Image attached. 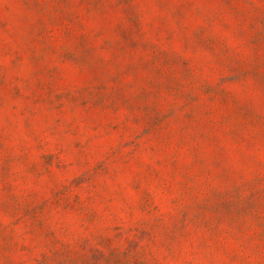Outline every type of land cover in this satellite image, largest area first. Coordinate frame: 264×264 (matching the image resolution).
Instances as JSON below:
<instances>
[{
	"label": "rangeland",
	"instance_id": "374dc122",
	"mask_svg": "<svg viewBox=\"0 0 264 264\" xmlns=\"http://www.w3.org/2000/svg\"><path fill=\"white\" fill-rule=\"evenodd\" d=\"M0 264H264V0H0Z\"/></svg>",
	"mask_w": 264,
	"mask_h": 264
}]
</instances>
